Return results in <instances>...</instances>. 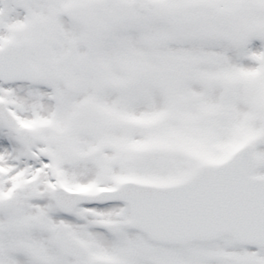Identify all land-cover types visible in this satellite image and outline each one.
Segmentation results:
<instances>
[{
  "label": "snow or ice",
  "instance_id": "1",
  "mask_svg": "<svg viewBox=\"0 0 264 264\" xmlns=\"http://www.w3.org/2000/svg\"><path fill=\"white\" fill-rule=\"evenodd\" d=\"M0 264H264V0H0Z\"/></svg>",
  "mask_w": 264,
  "mask_h": 264
}]
</instances>
